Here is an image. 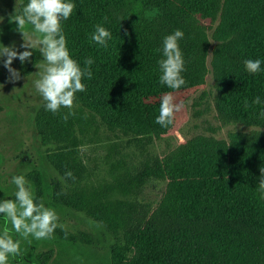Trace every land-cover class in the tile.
Returning a JSON list of instances; mask_svg holds the SVG:
<instances>
[{
    "label": "trees",
    "instance_id": "16d2710c",
    "mask_svg": "<svg viewBox=\"0 0 264 264\" xmlns=\"http://www.w3.org/2000/svg\"><path fill=\"white\" fill-rule=\"evenodd\" d=\"M20 1L22 7L28 3ZM72 2L76 9L62 21L68 48L81 67L86 58L95 61L93 78L82 81L87 90L77 93V103L92 108L108 127L147 139L174 135L188 120V101L205 86L212 69L219 119L251 128L228 137L199 133L142 163L139 181L156 176L169 185L154 206L121 204L129 251L123 264H264V193L258 190L264 167V71L250 74L244 66L248 59L264 61V0ZM209 19L216 24L211 32ZM98 24L112 33L107 48L90 40ZM177 29L184 33L179 44L186 61V84L178 91L160 84L158 64L164 38ZM30 51V60L19 62L21 76L30 75L42 60L38 51ZM168 92L177 102L185 101V107L164 128L155 121ZM257 96L260 104L253 103ZM44 104L36 113V126L63 174L53 181L51 198L60 209L70 210L89 168L78 152L74 116L65 121L68 109L53 114ZM69 171L74 179L65 176ZM27 178L37 201L46 202L43 172L33 169ZM9 199H15L14 193ZM65 229L54 233L63 243H90L88 232ZM52 254L53 249L40 251L36 258L47 264Z\"/></svg>",
    "mask_w": 264,
    "mask_h": 264
},
{
    "label": "rangeland",
    "instance_id": "374dc122",
    "mask_svg": "<svg viewBox=\"0 0 264 264\" xmlns=\"http://www.w3.org/2000/svg\"><path fill=\"white\" fill-rule=\"evenodd\" d=\"M16 5L18 11L22 9L20 0H0V17H3L0 43L8 47L15 45L19 52L30 51L21 47L23 36L15 31V24L9 23ZM208 25L210 32L216 26L210 19ZM4 60L6 57L0 59V201L9 199L17 190L12 183L13 176L24 175L28 180L31 170L40 169L47 185L45 205L56 210L59 222L65 227L90 234L89 244L71 246L55 235L44 241L30 237L29 243L13 232V239H21L24 264H42L36 253L49 249H53V254L47 264H123L129 251L119 217L121 204L138 201L154 206L165 197L169 185L168 180L156 176L139 181L142 163L199 133L228 137L234 131L251 129L244 124H225L219 119L214 104L216 90L212 69L205 86L190 100L188 120L168 138L125 135L108 127L97 112L80 103L74 115L79 134L78 152L89 173L72 201L75 207L60 209L52 201L51 188L54 180L63 179L59 167L62 164L50 152L36 126V113L44 102L33 85L39 69L10 82ZM19 62L15 59L12 67L18 70ZM3 226L4 217L0 215V230ZM20 259H10V264H19Z\"/></svg>",
    "mask_w": 264,
    "mask_h": 264
},
{
    "label": "clouds",
    "instance_id": "9594fccd",
    "mask_svg": "<svg viewBox=\"0 0 264 264\" xmlns=\"http://www.w3.org/2000/svg\"><path fill=\"white\" fill-rule=\"evenodd\" d=\"M75 9L76 4L72 0H28L19 11L16 5L15 12L9 19V23L16 25L15 31L23 36L24 43L21 47L38 51L43 58V62L35 64L39 71L36 72L38 78L33 81V85L45 102V109L53 114L60 113L62 108L68 109L62 116L65 121L69 116L75 115V109L79 107L77 93L87 90L82 81L93 78L91 66L95 63L94 59L86 58L85 66L81 67L68 48L62 21L68 20ZM183 37L184 33L179 29L167 35L163 40V58L158 61L160 84L176 91L186 84L183 76L186 61L179 44ZM111 39L112 33L99 24L90 35L91 41L104 48L108 47ZM32 55V51L19 52L15 45L8 47L0 43V59L6 57L4 66L10 73V82L21 79L20 72L12 67L13 61L18 58L24 64ZM262 63L264 61L260 59L245 60V70L250 74H258L264 71ZM253 103L260 104V97L257 96ZM184 107L185 101L177 102L172 92L164 94L155 123L164 128L169 127L174 123L176 114ZM245 107H248L247 100ZM260 117L264 118V111H261ZM260 172L258 190L264 193V167ZM65 176L74 179L70 171ZM12 183L17 189L15 199L0 201V215L4 217V226L0 230V264H10V259L15 258H21L19 264H24L21 239H13V232L31 243L30 237L36 241H44L52 239L57 228L66 230L65 225L59 222L56 210L47 207L43 198L37 201L32 185L24 175L13 176Z\"/></svg>",
    "mask_w": 264,
    "mask_h": 264
}]
</instances>
